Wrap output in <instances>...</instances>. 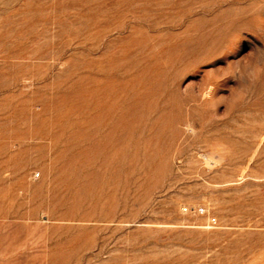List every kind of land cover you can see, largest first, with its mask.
I'll use <instances>...</instances> for the list:
<instances>
[{"label": "rangeland", "instance_id": "rangeland-1", "mask_svg": "<svg viewBox=\"0 0 264 264\" xmlns=\"http://www.w3.org/2000/svg\"><path fill=\"white\" fill-rule=\"evenodd\" d=\"M0 264H264V0H0Z\"/></svg>", "mask_w": 264, "mask_h": 264}, {"label": "built area", "instance_id": "built-area-1", "mask_svg": "<svg viewBox=\"0 0 264 264\" xmlns=\"http://www.w3.org/2000/svg\"><path fill=\"white\" fill-rule=\"evenodd\" d=\"M184 211L186 212H195L196 214H206L208 213V210L202 206V207H195L193 210L190 207H185ZM210 223L215 224L217 222V218L215 216H210L209 218Z\"/></svg>", "mask_w": 264, "mask_h": 264}]
</instances>
